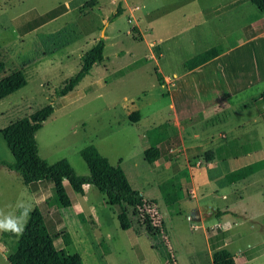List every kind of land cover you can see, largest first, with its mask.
Returning a JSON list of instances; mask_svg holds the SVG:
<instances>
[{
	"label": "rangeland",
	"instance_id": "rangeland-1",
	"mask_svg": "<svg viewBox=\"0 0 264 264\" xmlns=\"http://www.w3.org/2000/svg\"><path fill=\"white\" fill-rule=\"evenodd\" d=\"M233 1L0 0V58L6 73L23 69L28 76L27 85L0 100V161L15 160L2 128L52 103L55 111L36 135L43 158L50 163L67 158L85 175L89 168L80 151L94 144L110 163L121 165L145 199L155 200L145 209L111 205L94 185L65 180L72 204L64 206L51 180L26 184L19 173L0 164V221L18 218L25 225L29 212L40 208L56 247L71 264H169L160 236L146 229L149 216L154 223L164 221L177 264H213V252L220 247L231 251L237 264H264V178L240 183L245 200L240 209L224 216L219 208V167L213 168V180L198 174L199 165L211 168L206 161L219 159V119L227 109L226 101L217 98L219 69L209 66L203 77L188 74L199 110L177 115L178 101L175 105L173 100V72L182 71L184 60L219 44L227 34H243L244 24L264 19V11L251 1L226 6ZM62 3L68 6L64 14L19 32L31 11L44 13ZM120 3L123 15L109 22ZM101 37L106 41L104 62L73 91L58 97L56 92L79 71ZM240 53L262 71L264 36ZM201 78L206 85L196 82ZM240 104L236 118L248 120L257 108L263 110L264 102ZM136 111L138 120L133 121ZM154 129L163 138L161 155L151 164L142 147L148 134L150 140L157 135L151 136ZM259 130L264 135L263 122ZM174 175L182 187L176 192L178 200L167 204L163 183ZM193 183L198 187L190 192ZM124 209L132 221L127 230L118 219ZM20 234L0 229V264H12L7 255L15 250ZM248 250L257 256L247 259Z\"/></svg>",
	"mask_w": 264,
	"mask_h": 264
},
{
	"label": "trees",
	"instance_id": "trees-1",
	"mask_svg": "<svg viewBox=\"0 0 264 264\" xmlns=\"http://www.w3.org/2000/svg\"><path fill=\"white\" fill-rule=\"evenodd\" d=\"M249 1L264 11V0ZM67 10L68 6L62 3L44 13H38L36 10L31 11L29 15L32 14V17L26 19L25 25L19 26V32H30L59 17ZM123 13L124 9L122 3H120L117 11L109 16V22L115 21ZM105 46L106 41L102 37L94 43L93 47L84 56L79 71L68 81L63 89L56 92L58 97L65 96L73 91L95 65L104 62L106 59ZM224 51L225 47L222 44L211 46L185 60L183 63L184 69L186 71L193 70ZM162 81L163 78H159L160 84H162ZM27 83L28 76L23 69L12 70L6 73V64L0 58V100L24 87ZM167 94L166 92L164 93V95ZM54 111L55 106L49 103L2 128V135L15 160L13 162L1 160L0 164L19 173L26 184L46 179L51 180L54 184L55 195L64 206L72 204V198L64 184V181L68 180L78 186L84 184L94 185L106 194L107 200L111 205L120 206L124 204L134 208H151L155 200L149 201L145 199L141 191L132 186L121 165L110 163L108 158L101 154L94 144L86 145L80 151L89 168V173L85 175L78 174L67 158H62L54 163H50L47 159L43 158L39 151L36 135ZM138 116L139 112L136 111L131 115V118L133 121H137ZM154 133L157 135H153L150 146L144 151L145 160L149 163L155 162L161 153L158 144L162 140V135L156 129L150 132L151 136ZM248 171L250 169H247ZM242 174V172H235L231 175V179L239 178ZM181 187L182 185L177 175L164 181L162 193L167 204H172L178 200L175 196ZM144 213L146 212L144 211ZM146 214L149 216L148 213ZM118 219L123 229L127 230L131 228L132 221L127 210H120L118 212ZM146 229L160 236L162 245L168 256V263L177 264L176 255L171 249L167 238L164 221L157 224L149 216L146 222ZM254 250L256 249H253V252ZM253 252L248 250L244 252V255L247 259H252L257 256V253L251 255ZM8 259L12 264H71L72 260L56 247L54 236L46 224L43 212L38 207L29 212V218L19 236L17 246L8 255ZM213 264H237V261L231 251L220 247L213 252Z\"/></svg>",
	"mask_w": 264,
	"mask_h": 264
},
{
	"label": "crops",
	"instance_id": "crops-1",
	"mask_svg": "<svg viewBox=\"0 0 264 264\" xmlns=\"http://www.w3.org/2000/svg\"><path fill=\"white\" fill-rule=\"evenodd\" d=\"M241 1L244 2V0H235L226 6H233ZM220 10L219 8V12ZM249 26L251 29L248 32L246 29ZM242 27L244 30L242 31L243 34L238 35V32L230 33L225 35L222 38L223 40L219 42L225 47L223 53L194 68V70H190V72L186 71L184 66L181 72H173V75L176 76V87L173 90L175 92L173 94L174 104L176 105V101H178L177 106H175L177 108L176 114L183 115L194 111V107L199 110L197 104L193 102L198 96L191 91V80L188 74L199 72L203 77V73L209 66L214 70L219 69V96L217 98L219 97V102L226 101L227 104L225 106L227 108L225 117L219 119V159L206 161V164L212 166L211 168L203 169L199 165L198 174L205 180H213L215 179L212 175L213 168L219 167V208L224 216L229 213V210L240 209V204L245 200L246 195L241 193L240 183H249L250 180L253 181V178L255 179V177L259 176L264 178V135L259 130V125L262 122L264 123V88H262L264 85V63H260L262 71H256V63L250 57H247L246 54L240 53V50L244 49L245 45L264 36V19L244 24ZM196 82L206 85L202 78ZM252 90L255 91V95ZM246 94L249 95L246 96ZM211 97L213 98L212 95ZM239 97H241L240 100L233 101ZM248 100H259L263 104V110L260 111L257 108L256 114L248 120L236 118V114L241 108L240 103ZM237 105L238 107H236ZM244 106L247 107L249 105L245 104ZM148 139L142 147L144 151L151 144L149 134ZM161 141L158 144L160 150ZM247 169H250V171L247 172ZM235 172H242L243 174L239 178L231 179V175ZM191 180H194V178H191ZM196 187L198 186L193 183L190 192L191 190L196 191ZM199 192L202 195L206 194L203 190ZM252 217V214L249 215V219H253ZM0 248L3 252L4 247L1 244Z\"/></svg>",
	"mask_w": 264,
	"mask_h": 264
},
{
	"label": "clouds",
	"instance_id": "clouds-1",
	"mask_svg": "<svg viewBox=\"0 0 264 264\" xmlns=\"http://www.w3.org/2000/svg\"><path fill=\"white\" fill-rule=\"evenodd\" d=\"M24 225L20 223L19 219L8 218L6 220L0 221V229L10 230L15 233H20L23 231Z\"/></svg>",
	"mask_w": 264,
	"mask_h": 264
}]
</instances>
